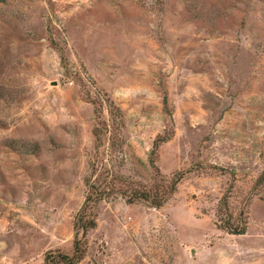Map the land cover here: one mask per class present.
<instances>
[{"label": "rangeland", "instance_id": "rangeland-1", "mask_svg": "<svg viewBox=\"0 0 264 264\" xmlns=\"http://www.w3.org/2000/svg\"><path fill=\"white\" fill-rule=\"evenodd\" d=\"M263 170L264 0L0 3V264L71 255L86 179L77 264H264Z\"/></svg>", "mask_w": 264, "mask_h": 264}, {"label": "trees", "instance_id": "trees-1", "mask_svg": "<svg viewBox=\"0 0 264 264\" xmlns=\"http://www.w3.org/2000/svg\"><path fill=\"white\" fill-rule=\"evenodd\" d=\"M6 0H0V3L5 2ZM94 112L97 115L101 114L102 111V103H95L93 102ZM108 111L111 116L121 118L120 110L114 106L113 104H108ZM118 121H120L118 119ZM119 122H111V124L107 123L106 121L96 122V126L93 129V135L96 141V148H99L103 145V137L107 135L108 132L111 131V127L115 125H119ZM168 138L166 136L158 137L154 142L155 150L160 143H163ZM151 165L154 167V160L150 159ZM264 179V170L259 176L258 180ZM86 195L81 207L77 210L73 217L72 228H73V242H72V253L71 255H64L61 253H56L52 256L50 252L44 256V264H77L84 256L86 251V240L84 239L86 233L93 229L96 226V204L103 198L108 197L107 194L113 186L108 182L104 185L97 184L91 182L90 179H86ZM175 183H171L170 185H161L157 189L151 190L146 188H136L132 192V199L130 201H145L152 205L155 208H160L164 205V202L168 199V197L173 193L175 190ZM227 225H224V229L227 231L235 232L234 228H231V224L229 222H225ZM241 233V232H240Z\"/></svg>", "mask_w": 264, "mask_h": 264}]
</instances>
